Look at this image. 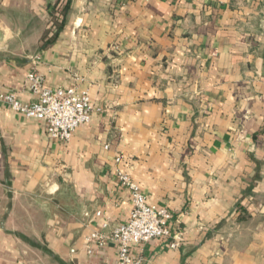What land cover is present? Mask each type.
Here are the masks:
<instances>
[{
	"label": "crops",
	"instance_id": "0c3cea01",
	"mask_svg": "<svg viewBox=\"0 0 264 264\" xmlns=\"http://www.w3.org/2000/svg\"><path fill=\"white\" fill-rule=\"evenodd\" d=\"M30 72L95 110L64 141L0 101V264H115L117 170L172 214L141 264H264V0H0V93Z\"/></svg>",
	"mask_w": 264,
	"mask_h": 264
},
{
	"label": "built area",
	"instance_id": "2783aa9c",
	"mask_svg": "<svg viewBox=\"0 0 264 264\" xmlns=\"http://www.w3.org/2000/svg\"><path fill=\"white\" fill-rule=\"evenodd\" d=\"M27 80L29 89L36 96L34 100L23 103L14 92H4L0 93V101L25 117L44 120L51 138L69 140L76 127L90 120L95 108L85 92H79L74 86H43L41 76L33 72L27 74ZM120 160L121 156L116 157L117 162ZM116 175L131 197L132 207L128 218L112 226L104 220L101 229L91 232L86 241L90 247L95 243L101 245L109 238L117 247L115 264H141L142 258L133 252L134 247L170 235L172 214L167 207L148 202L129 175L120 170ZM100 214V211L96 212L97 216ZM181 240L182 233H176L169 245L175 247Z\"/></svg>",
	"mask_w": 264,
	"mask_h": 264
},
{
	"label": "trees",
	"instance_id": "16d2710c",
	"mask_svg": "<svg viewBox=\"0 0 264 264\" xmlns=\"http://www.w3.org/2000/svg\"><path fill=\"white\" fill-rule=\"evenodd\" d=\"M63 23V19L60 20L59 22H56V29L54 31V33L52 34V36H50L42 46H45L46 44L50 43L51 41L54 40V38L56 37L57 33L60 31V29L62 28V24Z\"/></svg>",
	"mask_w": 264,
	"mask_h": 264
}]
</instances>
